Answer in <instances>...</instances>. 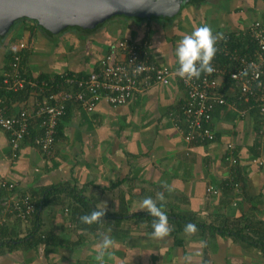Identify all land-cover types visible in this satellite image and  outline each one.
<instances>
[{
	"label": "crops",
	"instance_id": "crops-1",
	"mask_svg": "<svg viewBox=\"0 0 264 264\" xmlns=\"http://www.w3.org/2000/svg\"><path fill=\"white\" fill-rule=\"evenodd\" d=\"M184 7L189 12L181 20L114 17L95 29H69L59 34L36 27L21 34L23 26L18 25L0 36V81L10 70L7 53L19 50L23 41L28 47L22 51L21 67L31 78L67 72L89 74L97 69L111 43L121 38L148 39L153 60L177 69V43L194 27L209 25L214 34L224 38L244 32L253 21L264 20V0H188ZM225 91L227 96L236 94V89ZM34 97L14 102L11 113L32 109ZM185 98L183 83L176 76L167 86L135 93L121 106L102 100L88 113L74 104L63 135L47 158L30 140L31 132L21 144L19 157L14 158L9 134L0 128V184L14 182L15 193L39 197L53 184L67 183L84 192L97 208H107V213L144 211L141 201L163 192L169 212L225 228L224 233L197 228L188 236L183 228L177 236L170 233L154 240L151 223L135 225L108 217L102 225L94 224V230H69L60 203L44 213V227L54 230L59 243L49 249L24 245L5 250L0 253V264H97L95 245L101 231L116 241L113 257L106 258V264H181L189 254L193 255L192 264H264L260 249L241 234L231 233L239 229L251 238H264V146L258 148L259 114L254 110L241 118L237 108L219 107L211 124L217 138L189 142L182 118ZM178 125L185 128L181 131ZM232 157L240 166L235 167ZM257 157L262 165L252 162ZM227 181L232 187L226 188ZM165 183L173 187L171 193L163 187ZM210 186L219 192L210 194ZM4 191L8 193L0 185V202ZM7 224L11 233L26 234L28 224L16 219Z\"/></svg>",
	"mask_w": 264,
	"mask_h": 264
},
{
	"label": "built area",
	"instance_id": "built-area-1",
	"mask_svg": "<svg viewBox=\"0 0 264 264\" xmlns=\"http://www.w3.org/2000/svg\"><path fill=\"white\" fill-rule=\"evenodd\" d=\"M244 33L248 34L255 44L252 51L241 52L238 48L230 49L228 42L233 40L231 34L225 35L226 42L220 49L219 43L216 44L219 53L226 56L233 64L231 67L220 64L216 54L212 61L215 71L211 75L202 74L199 79H193L188 83L180 78L186 91L182 118L187 129L185 134L187 141L206 142L217 138L211 126L214 110L225 106L236 108L235 105L229 104L227 96L221 91L222 83L229 77L240 88L238 100L245 103L243 108L237 110L239 116L246 117L250 110L257 108L260 119L258 148L264 146V20L253 21ZM27 47V41L19 44L21 50ZM20 62L21 56L15 55L10 70L4 75V82L8 84V88L19 90L29 84L38 88L40 93L48 91L44 97L35 98L33 106L35 110L24 108L17 114H12L0 103V128L9 134L14 158L19 157L21 144L31 132L29 128L32 120H39V130H41L36 134L35 145L44 158L52 155L57 122L64 113L67 101L80 102L87 111H92L102 100L115 107L121 106L126 104L135 93L148 91L156 85L167 86L173 77H179L176 75L177 69L153 60L149 42L141 43L128 39L111 43L108 52L99 61L97 69L88 75L79 77L63 73L64 79L52 83L50 88L44 87L45 82H42L44 85L42 83L38 85L36 80L27 77L21 71ZM138 68L141 69L139 72L136 71ZM245 70L246 75L242 74ZM59 85H71L73 91L66 89L56 93L51 92L54 86L59 87ZM229 88L235 89L230 82ZM178 128L181 131L184 129L180 125ZM231 147L232 145H229L230 150ZM231 160L233 164L236 162L234 157ZM252 162L263 164L258 157L253 158ZM0 185L9 193V196L1 201L0 227L9 219H18L23 224L30 223L37 207L33 196L27 193H15L14 182L2 181ZM208 192L216 194L219 190L210 186Z\"/></svg>",
	"mask_w": 264,
	"mask_h": 264
},
{
	"label": "trees",
	"instance_id": "trees-1",
	"mask_svg": "<svg viewBox=\"0 0 264 264\" xmlns=\"http://www.w3.org/2000/svg\"><path fill=\"white\" fill-rule=\"evenodd\" d=\"M117 17H126V16H117ZM127 18L132 19V17H127ZM152 18H164V19H168L170 21L173 19L172 17H168V16L167 17L166 16H164V17H151V19ZM142 20H144V19H142ZM30 24H33V25L35 24L36 26L32 27V26H30ZM18 25L23 26L22 31L29 29L32 32L33 30H35V27L41 28L35 21H32L31 19H28V18H22L15 23V25L12 27L11 31L14 30L15 28H18ZM102 25H100V26H102ZM100 26H98V27H100ZM69 29L72 30V29H77V28L70 27L66 30H69ZM235 35H237V36H235ZM18 36L19 35H17V37ZM231 36H232L231 39H233V40L228 42V46L230 49L238 48L241 52H246L249 50L252 51L255 48V44H254V42L251 41V39H250L251 37L248 34H245V33L243 34V32L239 33V34L231 33ZM124 39H127V38H121L119 40H124ZM128 40L137 41V40H132V39H128ZM218 41H220V42H218ZM218 41H217V43H219L218 48L220 49L224 45V42H226V40L224 38H220V39H218ZM139 42L144 43V42H149V41H148V39H144V40H140ZM149 43H150V47L152 49L151 42H149ZM219 49L217 50V53H216V54H218L217 57H219L218 61L220 62V64H223V65L226 64V65H229V67H231V65H233V64L228 61V58L226 56H224L222 53H219ZM22 51L23 50H21L19 48V50H15V49L13 50L12 49L7 53V63L9 64L10 68L14 62V56L15 55H20L21 60H22V56L24 55ZM21 65H22V61L20 62V67H21ZM22 69L23 68L21 67V71H22ZM67 73L69 74V76L77 75L79 77H83V76L88 75L85 73L83 74V73H75V72H67ZM32 79L36 80L38 82V85H40L42 82L43 83L45 82L46 85H44L42 83L44 85V87L50 88L52 86V83H58L59 81L63 80L64 77H62V74H55V75L41 74L38 77L32 78ZM229 82H230L231 86H233L236 89V94L233 96L232 95L227 96L228 95L226 93L227 91H225V90L229 89V85H228ZM226 85H227V87H226ZM66 89H68V91H73V86H71V85H69V86L68 85H66V86L65 85L64 86L59 85V87L54 86L53 89L51 90V92L56 93V92L66 90ZM47 91L48 90H46L45 93ZM221 91L223 93H225V95L227 96V101L229 102V104L235 105L237 110L240 108H243L245 106L244 105L245 103L240 102L237 98L239 96V92H240L239 86L236 85V83L234 84L233 81L230 80L229 77H227L225 79L224 83H222ZM45 93H40L38 88H34L29 84H26L23 88H21L19 90L9 89L8 84H6L4 82V77L0 81V103L3 104L5 107H7L10 112H12V107H10V105H13L14 102L26 101L31 95H34L35 96L34 98H38V97L42 98L45 96L44 95ZM37 94H39V95H37ZM230 99H232V100H230ZM74 104L79 105L83 111L88 112V113L94 112L96 109V107H95L92 111H87L86 109H84L82 107L80 102L77 103L74 100H70V101L66 102L64 113L59 117V120L57 122L55 143L53 144L52 154L54 152V147L56 145L57 139L61 135H63L65 124L67 121L70 120V114L68 112L71 110L70 108ZM225 107H229V106H225ZM217 108H219V107H217ZM216 109L214 110V112L212 114V119H213V116H214ZM29 110H35V108L32 107V109H29ZM254 110H256L258 112L257 108L256 109L253 108L252 110H250V112L254 111ZM181 120H182V118L180 119V121ZM29 129L31 131V136L29 138L32 141V143L34 144V146L38 147L37 145H35V137H36L37 130H38L36 120H32L31 126ZM234 164H237V165H235V167L239 165L238 159H236V162ZM240 169L239 170L241 172L242 168H240ZM229 187H232L231 181H227L226 188H229ZM23 194H26V193H23ZM27 194H30L33 196V199L36 202L37 207H36V212L33 215V217L31 218L30 223H28V225L26 226V229H25L26 234L21 235V233H13V231L11 233V229L9 228V225L7 223L4 224L3 226H1V228H0V253H2L5 250L13 251V250L19 248L20 246H24V245H26L28 247H32V248H39L40 245H45L46 249H49V247L52 245H57L59 243V239H58V236L54 233V230H48V229H45V227H44V213L46 212V210L50 206L55 205V204L62 203V205H61L62 206V213H63V215H65V223H66V220H67V222L69 221L68 225L66 224L67 229L76 230L77 228H79L80 230H94V225H92V226L84 225V224H81L80 220H79V217L81 215L90 214V212L93 209L97 208L95 203L91 202L88 199V197L85 196L84 192H82L81 190H77L75 187L68 186L67 183H58V184H53V185L45 188L39 197H37L31 193H27ZM2 196L7 197V196H9V193L5 192ZM62 196H63V198H62ZM0 204H1V202H0ZM163 210L166 212V214L168 216L169 223L172 226H175V227H173L172 232H171L175 236H177V233L183 231L184 225L187 223H193L196 225L197 228L204 229V230H210L213 233L214 232L224 233L226 231L225 228L224 229L217 228L213 225H208V224L203 223V222H197L191 216H187V215L176 213V212H169L166 209L165 205H163ZM104 217L114 218L117 221H121V220L123 221V220L127 219L128 221H131L135 225H139L142 222H148L149 224L150 223L152 224L153 219H155L154 217L150 216L146 212V210L141 211V212H136V213H129L128 211L125 212L122 210L120 212H116V213H107L106 212ZM16 220L19 222V224H22V221H20L18 219H16ZM95 226H96V224H95ZM231 233L236 234V235L241 234L243 239H245L250 244H252L253 246L260 249L264 254V238H262V239L251 238L248 235H243L241 230H239V229H236L233 231L231 230Z\"/></svg>",
	"mask_w": 264,
	"mask_h": 264
},
{
	"label": "water",
	"instance_id": "water-1",
	"mask_svg": "<svg viewBox=\"0 0 264 264\" xmlns=\"http://www.w3.org/2000/svg\"><path fill=\"white\" fill-rule=\"evenodd\" d=\"M188 0H0V36L28 18L49 34L74 27L91 30L117 16L138 20L174 17Z\"/></svg>",
	"mask_w": 264,
	"mask_h": 264
},
{
	"label": "clouds",
	"instance_id": "clouds-1",
	"mask_svg": "<svg viewBox=\"0 0 264 264\" xmlns=\"http://www.w3.org/2000/svg\"><path fill=\"white\" fill-rule=\"evenodd\" d=\"M220 37L214 34L211 26L202 25L194 27L190 34H186L177 43L175 56L178 62L176 75L188 83L193 79H199L202 74L211 75L215 69L212 66V61L217 53V41ZM141 69H137L139 72ZM242 74L246 75L245 70ZM169 193L173 191V187L165 183L163 185ZM165 195L163 192H158L156 198L145 197L141 201V209L154 217L152 221L151 238L154 240L164 239L170 235L172 228L169 226V220L166 212L163 210L165 203ZM157 201L160 202L158 205ZM107 208L93 209L90 214L81 215L80 223L88 226L94 224L102 225ZM197 227L193 223H187L184 227V233L188 236L195 234ZM100 241L95 245V260L97 264H106V258L112 259V250L116 246V241L108 234L99 232ZM201 243H204L203 241ZM193 255L189 254L182 258L181 264H192Z\"/></svg>",
	"mask_w": 264,
	"mask_h": 264
},
{
	"label": "rangeland",
	"instance_id": "rangeland-1",
	"mask_svg": "<svg viewBox=\"0 0 264 264\" xmlns=\"http://www.w3.org/2000/svg\"><path fill=\"white\" fill-rule=\"evenodd\" d=\"M189 11L187 10V8L186 7H184L183 9H181L180 10V12L178 13V14H176L174 17H172L173 18V20H181L183 17H184V15L186 14V13H188ZM21 34H24V31H22L21 32ZM20 36V35H19ZM17 37V38H20V37ZM21 37H22V35H21ZM26 39L28 40V38L26 37Z\"/></svg>",
	"mask_w": 264,
	"mask_h": 264
}]
</instances>
